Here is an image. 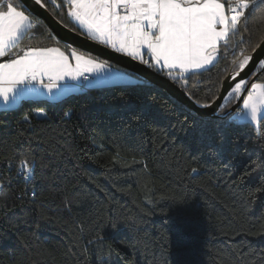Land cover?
I'll list each match as a JSON object with an SVG mask.
<instances>
[{
	"label": "snow or ice",
	"instance_id": "obj_1",
	"mask_svg": "<svg viewBox=\"0 0 264 264\" xmlns=\"http://www.w3.org/2000/svg\"><path fill=\"white\" fill-rule=\"evenodd\" d=\"M49 19L66 30L63 35L45 23ZM252 20L264 25V0H0V110L8 113L25 103H38L43 107H35L31 115L47 120L49 111L63 109L65 101L77 94L87 95L93 89L119 93L120 99L131 90H152V83L140 75V67H131L135 62L163 76L182 92L188 101L186 106L176 107L184 118L182 123L191 124L200 143L229 174L239 166H244L248 174L250 164L264 170V137L255 142L243 136L235 138L232 147L237 153L241 141L252 143L251 149L245 147L244 158L234 153L229 159L225 143L232 130H264V32L253 43L249 28ZM77 37L125 60L110 63L111 57L102 58L103 52L93 54L90 48L77 43ZM39 38L49 43H35ZM120 63L126 66L120 68ZM213 69L217 70L216 82L201 96L205 74ZM121 110L127 113L122 131L151 125L156 126L153 132L165 130L160 126L168 119V113H161L150 104H125ZM71 116V108L63 109L62 119ZM30 119V115L24 116L23 123ZM217 137L220 143L216 142ZM37 167L41 173L45 169L52 171L49 180L59 178L58 170L44 158L37 160L31 147L11 158L3 156V208H7L9 192L18 180L25 184L18 198L30 197L34 204L38 201ZM187 175L195 181L201 172L192 167ZM246 199L264 204V182L252 188ZM149 203L156 205V201ZM65 208L71 213L67 200ZM177 208L189 206L183 198H171L167 207L160 206L161 222L175 223L178 218L173 213ZM189 215L195 229L198 217L195 211L184 217ZM122 229L141 230L135 218L115 213L105 218L97 212L88 221L76 218L75 232L87 239L82 246L69 247L68 255L87 259L92 254L97 264H111L105 242L119 238ZM195 240L194 233V249ZM119 242L132 246L123 238ZM35 251L39 254V249ZM172 264L202 262L176 259Z\"/></svg>",
	"mask_w": 264,
	"mask_h": 264
},
{
	"label": "trees",
	"instance_id": "obj_2",
	"mask_svg": "<svg viewBox=\"0 0 264 264\" xmlns=\"http://www.w3.org/2000/svg\"><path fill=\"white\" fill-rule=\"evenodd\" d=\"M249 28L255 43L264 25L252 20ZM35 43L49 41L39 38ZM216 73L213 69L205 74L201 96L216 82ZM152 85L150 91L131 90L124 99L99 89L77 94L63 105L72 109L67 120L62 119L63 109L49 111L47 120L31 115L35 107H43L38 103H25L8 113L0 110V153L11 158L31 147L37 160L50 162L59 176L51 181L52 171L41 173L37 167L35 187L40 195L35 204L30 197L18 198L25 188L23 180L14 181L7 208L0 197V264H97L92 254L87 259L68 255L69 247L82 246L87 239L75 232L74 220L88 221L97 212L105 218L111 213L135 218L141 228L139 232L122 229L119 238L106 240L111 264H172L176 259L264 264V204L246 199L252 188L264 182V170L250 164L248 174L244 166L229 174L200 143L191 124L182 123L176 107L184 104ZM141 103L168 113L160 126L164 131L153 132L155 125L122 131L127 119L123 106ZM26 115L31 116L27 124ZM239 136L255 142L264 137V130L230 131L225 140L229 159L234 153L244 158L245 147H252L241 141L237 153L232 145ZM216 142H221L219 137ZM192 167L201 172L195 181L187 175ZM171 198H183L189 208L175 210V223H162L160 206L167 207ZM194 211L199 220L195 229L192 217H184ZM121 238L132 246L121 244Z\"/></svg>",
	"mask_w": 264,
	"mask_h": 264
},
{
	"label": "water",
	"instance_id": "obj_3",
	"mask_svg": "<svg viewBox=\"0 0 264 264\" xmlns=\"http://www.w3.org/2000/svg\"><path fill=\"white\" fill-rule=\"evenodd\" d=\"M45 23L49 24V26L56 32L61 33V35L64 34L66 30H62L60 26H58L54 21L52 20H46ZM86 38L84 37H77V43H82L84 44L85 47L90 48L93 52V54L103 52L104 55L102 58H108L111 57L112 62H115L117 60H125V58L121 57L119 54L112 53L110 50H104L101 49L100 46L93 44L92 42L88 41L85 42ZM119 65L125 67V63H120ZM131 67H140L141 72L140 75L146 79H148L151 83L157 85L159 88L162 90H165L169 95L173 96L180 102H182L184 105H187L188 101L187 98L184 97L182 92L176 88L175 85L171 84L170 82L166 81V79L163 76L157 75L156 73H153L152 71L143 68V66H137L135 62H132Z\"/></svg>",
	"mask_w": 264,
	"mask_h": 264
}]
</instances>
